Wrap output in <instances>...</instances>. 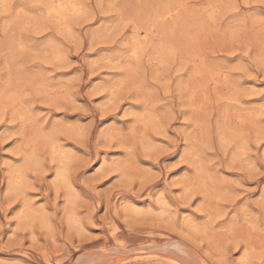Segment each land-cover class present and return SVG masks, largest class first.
Instances as JSON below:
<instances>
[{"label": "rangeland", "instance_id": "374dc122", "mask_svg": "<svg viewBox=\"0 0 264 264\" xmlns=\"http://www.w3.org/2000/svg\"><path fill=\"white\" fill-rule=\"evenodd\" d=\"M0 264H264V0H0Z\"/></svg>", "mask_w": 264, "mask_h": 264}]
</instances>
